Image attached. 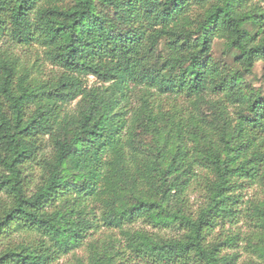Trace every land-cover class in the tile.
<instances>
[{
  "label": "trees",
  "instance_id": "16d2710c",
  "mask_svg": "<svg viewBox=\"0 0 264 264\" xmlns=\"http://www.w3.org/2000/svg\"><path fill=\"white\" fill-rule=\"evenodd\" d=\"M257 64L264 0H0V264H264Z\"/></svg>",
  "mask_w": 264,
  "mask_h": 264
},
{
  "label": "rangeland",
  "instance_id": "374dc122",
  "mask_svg": "<svg viewBox=\"0 0 264 264\" xmlns=\"http://www.w3.org/2000/svg\"><path fill=\"white\" fill-rule=\"evenodd\" d=\"M21 50H22V48L18 49L17 52L20 53V52H22ZM24 51H25V50H24ZM29 56L32 57L33 55L30 54ZM31 60H33V58H32ZM255 71H256V74H257V76H258V82H257V85L261 86L262 89H263V91H264V79H260V78H259L260 75H261V73H262V65H261V64H257L256 67H255Z\"/></svg>",
  "mask_w": 264,
  "mask_h": 264
}]
</instances>
